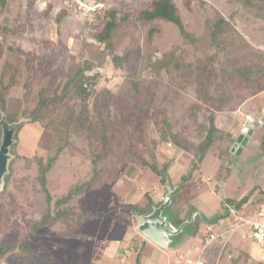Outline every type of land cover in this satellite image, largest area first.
<instances>
[{
    "label": "rangeland",
    "instance_id": "obj_1",
    "mask_svg": "<svg viewBox=\"0 0 264 264\" xmlns=\"http://www.w3.org/2000/svg\"><path fill=\"white\" fill-rule=\"evenodd\" d=\"M151 1L85 0L82 7L77 0H51L53 8L44 15L43 0H38L31 9L27 8V0H10L0 14L9 27L18 28L16 34L6 39L0 37V87L9 80L10 69L6 65L16 62L20 65L19 81L7 90L6 110L0 112V118L11 113L17 116L13 122H20L9 150L11 157L6 173L9 183L7 187H3L4 182L0 186V244L23 242L27 237V221L38 220L47 211L34 159L45 161L49 155L56 154L63 140H56L54 135H68L78 146L85 142L73 130V125L68 124L78 112L80 102L76 97H71L65 106L55 109L42 121L29 120L42 81L46 83L45 95L51 96L60 91L67 76L84 59L98 64L92 72L99 73L100 77L94 94H98L101 115L100 119L94 117L100 130L108 134L110 154L100 180L74 199V215L40 228L30 250L6 253L0 264H183L187 258L196 259L199 251L206 264H264L258 253L252 257L244 248L233 249L236 237L243 239L241 245L245 244V249L249 245L251 237L246 235V225L231 233L228 246L219 239L203 246L198 234L206 233V226L198 216L174 237L173 245L183 243L177 252L161 249L144 237L137 228L138 215L128 207L129 203L143 206L147 202L142 191L132 193L133 185L151 191L152 200L165 193L159 176L141 167L133 155L149 158L153 151L159 164L170 160L171 186L179 184L195 146L206 134L208 109L224 80L231 96L224 110L215 112L218 134L200 170L178 189L177 196L181 199L178 206L182 207L183 215L188 211L191 217L199 211L203 217H209L221 212L223 196L240 197L254 185L264 187V91L250 95L249 89L232 72L249 62L251 52H264V0H255L252 6H245L243 0H173L195 41L185 40L173 23L164 20L123 23L112 35L113 49L117 54L130 49L131 56L122 67L114 68L103 44L92 38L95 29L85 26L91 12L97 9L91 8L92 5L100 4L98 9L135 12L149 6ZM62 8L69 14L56 23L55 14ZM219 16L225 17L236 32L230 36L228 48L216 54L212 80L203 93L197 78L199 67L216 53L210 46L206 21ZM151 27L158 31L149 38ZM170 53L173 57L169 68L157 73L146 67L149 56L160 58ZM30 65L33 77L26 105L24 83ZM134 72L140 74L135 85L127 77ZM93 99L94 96L89 99L91 109ZM160 112H164L171 124L164 132L165 140L161 139L159 130ZM246 114L252 119L249 125ZM130 120L149 137L145 143L142 137L136 138L133 153L127 149L121 129V123L126 125ZM246 125L248 129L244 132ZM241 134L245 143L237 140ZM100 146L98 139L87 152L74 155L64 149L57 155L46 178V188L53 197L65 194L90 175L89 156ZM170 207L176 214L177 207ZM193 207L198 209L192 211ZM223 219L228 229L237 223L233 215ZM196 229L197 235L188 239ZM28 254L30 257L25 258Z\"/></svg>",
    "mask_w": 264,
    "mask_h": 264
},
{
    "label": "trees",
    "instance_id": "obj_2",
    "mask_svg": "<svg viewBox=\"0 0 264 264\" xmlns=\"http://www.w3.org/2000/svg\"><path fill=\"white\" fill-rule=\"evenodd\" d=\"M9 1L10 0H0V14L4 12ZM37 1L38 0H27V8H33ZM43 1L46 8L42 11V14L47 15L49 11L52 10L53 4L51 0ZM254 1L255 0H243V3L245 6H252ZM45 10L48 12L45 13ZM68 14L69 12L65 8L57 11L55 14V22H62L64 18L68 16ZM153 20H164L173 23L178 28L180 34L185 40L190 42L195 41V38L185 28L183 21L177 13L176 4L173 0H152L149 6L139 9L135 12H125L116 8H97L91 12L89 18L85 21V26L95 29L91 34L92 38L100 44H103L104 50L108 52L109 55H111L110 60L113 67L120 68L122 65H124V62L129 60L131 56V50L127 49L121 54L115 53L112 43L113 33L123 23H129L131 21L149 22ZM206 24L209 30L210 46L216 50V53L208 57L207 63L205 65L199 67L197 78L200 82L199 90L203 93L205 92L207 85L212 80L213 64L217 59L216 54L223 53L228 48L231 43L230 36L236 32L234 26L223 16H219L213 20H207ZM17 31L18 28L16 29L9 27L6 24V19L0 18V37L6 39L11 35L16 34ZM157 31V28H149L148 37L151 38ZM42 42L47 43L46 41H41V43ZM172 57V53L163 55L160 58H153V56H149L146 67L150 70L157 71L158 73L164 68H169ZM97 66L98 64H95L93 61L84 59L82 64L74 68L67 76V79L60 91L54 92V94L51 96L45 95L46 83L45 81H42V87L38 94V101L29 113V120L42 121L52 112H54L55 109L65 106L66 102L71 97H76L80 102L78 112L74 119L68 121V124L73 125V130L78 134V136L85 138V142L83 145L78 146L69 139L68 135H65L64 137H58V135L55 134L54 137L56 140L57 138H62L63 140L61 144H58L56 154L49 155L45 161L39 158L34 159V161L38 164L39 173L37 178L40 182L41 189L43 188L42 191L45 193L47 211L40 217V219L27 221V237L23 242L19 244H0V259L9 252H26L30 250L31 244L35 242V235L40 228L52 225L55 221L72 217L75 213L73 205L74 199L83 193L87 188L94 186L100 180L104 162L108 157H110V154L108 153V134L105 133L104 129L100 130V127L97 126V122L95 121L94 117L97 116V118L100 119L101 115L98 104V94H94L100 81V77L99 73L97 74V72H92V70ZM6 67L10 69V75L7 84L1 85L0 87V112L6 110L5 97L7 90L10 87L16 85L20 77V65L18 62L12 64L8 63ZM28 72V77L24 83L25 91L23 94V100L26 105L31 92V80L33 77L31 65L28 68ZM232 72L235 74V76L239 77L240 83L243 84V87L245 89H249L250 95H256L264 91V52H251L249 56V62L240 68L232 70ZM231 76V74H228V78H231ZM127 77L129 80H131L132 84L135 85V82L140 79V74L134 72L128 74ZM226 84L227 83H225L224 80V85H222L221 90L217 91V94L212 98L213 102L211 109H208L210 112L207 118L208 126L206 127V134L201 142L195 146V151L193 152L190 162L186 167L183 178L181 179L180 183L177 184L179 187H177L176 191L173 193L172 205L177 207L176 224L184 221L188 212L187 211L183 217L178 216V213H184L182 207L178 206L179 202L181 201V199H179L177 196L178 189L180 187H184L186 182L192 178L193 174L200 170V166L205 155L215 141L219 131L215 125V112L224 110V108L228 105L231 96V92ZM103 88L104 87H101V90H103ZM92 96H94V99L92 101L93 108L91 109L89 99ZM27 110V108L24 109V114H26ZM159 115V121L161 122L159 125L161 139L165 140L166 138L164 136V132L170 129L171 124L167 120V116L164 114V112H160ZM16 117V115L6 113V120L8 122H13ZM124 123L125 122L121 123V129L123 130L125 136V144L127 145V149L133 153L134 140H137L136 138L138 137H142V141L145 143L149 137L145 130L140 129L135 125L134 120H130L126 125ZM226 135L227 138L230 137V135L227 133ZM98 139L101 141L100 148L96 152L91 153L89 156L91 166L90 175L84 180L78 181L76 184L70 187L65 192V194L53 197L46 188V178L48 172L56 161L57 155L64 149H68L70 153L74 155L87 152L94 144H97ZM119 149L116 151H119ZM151 152L152 153L150 154L149 158L136 155H133V157L138 158L141 167H146L151 172L157 174L162 185H164L166 181L170 182V184H173L169 178V169L172 165L171 161L167 160L159 164L155 160L154 152ZM8 183L9 176L8 174H5L3 187H7ZM136 190L142 191V194L147 197V202L143 206H137L134 203H129L128 207L131 208L134 214H145L151 210L152 206L158 205L157 199L156 201L152 200L150 195L152 194L151 191L143 190L142 188L137 187V185H133L131 187L132 193H136ZM220 201V213H214V215L209 217L202 216V219L207 222L205 231L206 233L200 234L203 240H205V238H207L210 233L217 231L211 227L217 225L220 222V219L231 215H233L237 220L240 217H249L261 207H263L264 187H261L260 185H254L240 197L223 196ZM159 202L160 201H158V203ZM52 205L53 208L51 207ZM171 208L172 207H168V211L172 212ZM196 209L198 208H191L192 211H195ZM197 219L198 218L196 217L195 221ZM197 231L198 229L195 230L194 234H196ZM24 257H30V254L27 256L24 255ZM201 264H204V262L202 261Z\"/></svg>",
    "mask_w": 264,
    "mask_h": 264
},
{
    "label": "water",
    "instance_id": "obj_3",
    "mask_svg": "<svg viewBox=\"0 0 264 264\" xmlns=\"http://www.w3.org/2000/svg\"><path fill=\"white\" fill-rule=\"evenodd\" d=\"M20 122H8L5 116L0 118V186L4 182V175L8 172V162L10 159L9 150L14 142V134L19 127ZM247 131V127L243 129ZM251 132V130L249 131ZM243 134L239 135L238 141L245 143L246 139H242ZM165 193L162 201L158 205L151 207V210L145 214L138 215L140 222L138 223L139 232L151 241L154 245L161 249H171L175 251L178 244H174V237L182 232L184 227L194 222L196 217L202 218L203 214L199 211L195 212L191 217L188 215L184 221L174 224L170 218L168 207L173 202V193L176 191L177 185L171 186L170 182L164 184Z\"/></svg>",
    "mask_w": 264,
    "mask_h": 264
},
{
    "label": "crops",
    "instance_id": "obj_4",
    "mask_svg": "<svg viewBox=\"0 0 264 264\" xmlns=\"http://www.w3.org/2000/svg\"><path fill=\"white\" fill-rule=\"evenodd\" d=\"M245 127H247V126H245ZM250 131V130H249ZM165 189V188H164ZM164 195V194H163ZM163 195L161 196V197H157V204H159L161 201H162V197H163ZM156 201V200H155ZM158 201H160L159 203H158ZM156 204V203H155ZM172 204H173V202H172ZM171 204V205H172ZM172 209V208H171ZM170 212V218H171V220H172V222L174 223V224H176V218H177V215L174 213V211H173V209H172V212L171 211H169ZM184 213H178V216L179 217H183L184 215H183ZM187 215H188V213H187ZM187 217V216H186ZM195 221V220H194ZM201 222H203V224L207 227V222H205L204 220H202ZM222 222H224L223 224H222ZM203 225V226H204ZM204 226V227H205ZM213 227V229H217V227H218V230L217 231H225V233H227V237H228V240H227V244L225 245V246H228L229 245V243H230V241H231V237L233 236L231 233L232 232H235V230L237 229H234L232 232H230V233H228V231L230 230V229H228V227H227V225H226V223H225V220L222 218V219H220V222L217 224V225H214V226H212ZM247 231H248V233L246 232V235L248 234V236H249V238H250V234H249V229H248V227H247ZM197 233H198V231L196 232V234H194L193 233V231L192 232H190V235L188 236V239H189V237L191 236H194V235H197ZM199 235V237L201 238V236H200V234H198ZM232 235V236H231ZM242 240L243 239H238L237 237L234 239V246H233V249H236V250H242L243 248V250L244 251H246V252H248L249 253V255H251L252 257H255L256 256V253H258V256H259V258H260V261H262V262H264V246H257L253 241H252V239L250 238L249 239V245H247L246 246V249H245V244H243V245H241V243H242ZM210 240H208L207 238H205V240H203V246H205L206 244H208V242H209ZM182 243V242H181ZM181 243H179V244H181ZM178 244V247H177V252H178V250H179V245ZM181 245H183V243L181 244ZM238 245V246H237ZM241 246V247H240ZM175 250V251H176ZM176 252V253H177ZM230 253L231 252H229L228 253V257H231V255H230ZM252 253H255L254 254V256L252 255ZM203 254V253H202ZM176 255H178V253L176 254ZM204 256V255H203ZM203 256H201V253H200V251H199V253H198V255H197V257H196V259H194L193 261L191 260V258H187L188 260L185 262V263H183V264H197V262L198 261H203L204 262V264H206L205 263V260H204V257ZM179 257V256H178ZM226 261H227V258H226ZM188 262V263H187Z\"/></svg>",
    "mask_w": 264,
    "mask_h": 264
},
{
    "label": "built area",
    "instance_id": "obj_5",
    "mask_svg": "<svg viewBox=\"0 0 264 264\" xmlns=\"http://www.w3.org/2000/svg\"><path fill=\"white\" fill-rule=\"evenodd\" d=\"M79 6L84 7L85 0H77ZM100 4H94L91 8H98ZM246 119L249 122H252V119L249 115H245ZM248 127V126H247ZM248 129V128H247ZM240 225H246L249 229V234L252 241L256 245H264V206L257 210L252 216L249 217H240L237 220V223L230 228L228 233L232 232L234 229L238 228ZM208 240L219 239L225 244L228 240L227 233L225 231H216L210 233L207 237ZM202 261H198L197 264H201Z\"/></svg>",
    "mask_w": 264,
    "mask_h": 264
}]
</instances>
